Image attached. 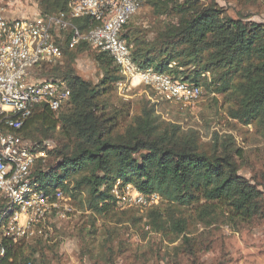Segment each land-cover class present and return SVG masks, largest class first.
Segmentation results:
<instances>
[{
	"label": "trees",
	"instance_id": "obj_1",
	"mask_svg": "<svg viewBox=\"0 0 264 264\" xmlns=\"http://www.w3.org/2000/svg\"><path fill=\"white\" fill-rule=\"evenodd\" d=\"M145 1L158 13L179 15V22L161 32L155 41L135 39L134 45L127 30L132 18L124 26L122 37L131 46L137 64L201 87L202 81L207 82L210 89L223 94L231 117L245 125L256 124L264 136V23L244 14L232 17L216 0ZM40 9L44 15L67 11L68 0H40ZM75 22L85 27L90 19ZM63 34L68 37L66 44L63 47L57 43L64 56L89 46L81 43L71 48V32ZM96 52L104 65L99 83L78 75L72 64L63 68L59 63H44L36 67L65 81L71 94L63 105L69 106L58 116L56 112L63 106L54 111L39 103L22 128L9 129L25 138L43 129L48 136L60 125L69 142L65 149L58 150L61 159L56 164L47 170L43 164L33 168L34 181L49 191L63 187L66 192H84L87 208L97 215L120 213L115 210L112 194L119 179L144 192H158L167 207L162 210L160 204L151 208L148 218L153 229L161 232H185L186 221L176 212L200 201H204L201 206L206 212L213 204L221 203L243 220L264 218V193L258 182L240 173L236 140L231 134L216 132L212 147L205 149L197 130L185 131L179 124L163 122L155 106L147 105L120 129L119 118L125 119L127 114L111 109L104 97L122 74L112 56ZM190 67L193 76L186 75L185 68ZM40 142L34 143L38 146ZM4 199L0 202V215L8 207V199ZM184 240L190 242L186 237ZM3 243L7 247L3 264H42L34 258L36 249L8 238H3ZM29 249L32 251L27 255Z\"/></svg>",
	"mask_w": 264,
	"mask_h": 264
},
{
	"label": "rangeland",
	"instance_id": "obj_2",
	"mask_svg": "<svg viewBox=\"0 0 264 264\" xmlns=\"http://www.w3.org/2000/svg\"><path fill=\"white\" fill-rule=\"evenodd\" d=\"M211 1L205 0L206 3ZM216 1L232 17L244 14L253 21L264 23V0L247 3L239 0ZM6 2L13 9L21 10L24 15L42 13L40 0ZM178 22L179 15L171 12L158 13L156 7L145 1L127 30L135 45L137 41H155L161 32ZM67 38L63 34L57 41L64 47ZM96 51L90 46L75 49L71 51L72 54L65 53L58 66L64 68L72 64L78 75L99 83L104 75V65L97 59ZM45 72L44 69L35 70L34 76L42 79L55 78L51 73L47 75ZM185 72L186 75L194 74L192 67L185 68ZM207 84L201 82L203 94L195 104L184 107L164 103L159 112L156 111L157 116L163 122L179 124L185 131L197 130L205 149L212 147L216 132L221 135L231 134L236 140L240 173L258 182L264 193L262 130L256 124L245 125L231 117L223 94L214 92ZM112 86L111 93L104 98H107L111 109L124 110L127 114L125 119L123 116L119 118L120 129L139 115L146 105L155 106L152 101L156 98L155 94L148 88L137 87L123 96L117 91L115 82ZM68 106L65 105L56 112L57 116ZM44 130L25 138L33 142L36 150H45L46 157L38 159L34 168L43 164L47 170L61 159L58 150L65 149L69 142L60 125L51 130L48 136H45ZM47 141L51 144L50 148L45 146ZM34 142L40 144L36 146ZM50 151L53 153H49ZM64 192L68 200V211L62 206L59 216L49 218L41 227V237L19 241L25 247L36 249L34 258L42 264H264V218L243 220L221 203L213 204L206 212L201 206L204 201H200L181 207L176 212L178 217L186 221L185 232H161L153 229L149 223L150 209L123 211L126 209L114 205L119 214L97 215L87 208L84 192ZM4 198L0 192V202H5ZM166 207L167 201H163L160 208L165 210ZM185 237L190 242L187 243ZM30 249L27 255L32 251Z\"/></svg>",
	"mask_w": 264,
	"mask_h": 264
},
{
	"label": "built area",
	"instance_id": "obj_3",
	"mask_svg": "<svg viewBox=\"0 0 264 264\" xmlns=\"http://www.w3.org/2000/svg\"><path fill=\"white\" fill-rule=\"evenodd\" d=\"M143 1L68 0L67 11L10 16L11 4L0 0V192L8 199L0 215V264L7 254L3 238L14 242L39 238L49 218L59 216L62 206L69 209L62 187L49 191L31 177L37 160L46 157L45 150H36L32 141L9 130L22 128L37 104L57 111L69 100L65 81L34 76L38 65L62 62L64 53L57 39L63 32H71V48L87 43L114 58L122 74L115 85L123 96L137 87L148 88L155 94L157 112L164 103L188 107L201 98L203 89L197 83L154 67L142 68L133 59L122 31ZM82 18L90 19V24L82 27L75 22ZM45 146L50 148V142ZM112 194L115 206L126 210H148L164 201L160 193L144 192L120 179Z\"/></svg>",
	"mask_w": 264,
	"mask_h": 264
},
{
	"label": "crops",
	"instance_id": "obj_4",
	"mask_svg": "<svg viewBox=\"0 0 264 264\" xmlns=\"http://www.w3.org/2000/svg\"><path fill=\"white\" fill-rule=\"evenodd\" d=\"M23 12L21 11V10H19V9H13L12 7L9 9V12H8V14L10 15V16H34V15H36V14H33V15H24V14H22ZM38 14V13H37Z\"/></svg>",
	"mask_w": 264,
	"mask_h": 264
}]
</instances>
